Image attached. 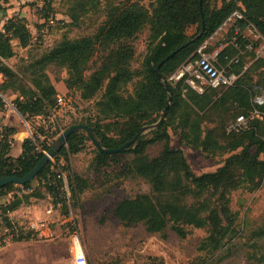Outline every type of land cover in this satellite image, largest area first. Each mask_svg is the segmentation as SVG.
I'll list each match as a JSON object with an SVG mask.
<instances>
[{
  "label": "trees",
  "instance_id": "16d2710c",
  "mask_svg": "<svg viewBox=\"0 0 264 264\" xmlns=\"http://www.w3.org/2000/svg\"><path fill=\"white\" fill-rule=\"evenodd\" d=\"M0 0V11L3 10ZM102 0H69V15L78 22L83 14L96 11ZM220 1V6L217 3ZM49 3V2H48ZM51 9V4L48 5ZM107 21L94 36L77 40L64 37L52 49L36 61L38 70L31 79L32 86L18 85L19 76L8 66L2 64L0 73L7 81L0 85L4 90L13 87L20 92L22 99L16 100V107L27 120L44 116L57 105L58 91L51 82L45 69L52 64L65 67L68 89H79L81 98L91 100L103 89L102 97L96 102L98 121H87L93 127L104 148H119L141 132L144 124L159 121L168 101V84L173 99L166 119L154 130L151 137H140L133 147L125 153L135 158L130 165L131 173L143 178L151 186L149 194H139L119 201L115 207L116 217L126 226L143 224L148 232L164 234L174 231L186 238L193 228L207 229L198 250L215 255L237 237L236 222L238 215L230 207V194L238 189L249 191L264 187V104L257 105L254 100L264 94V74L260 84H253L252 71L264 64V58L244 71V62L239 60L232 70L240 75L236 83L226 89L215 90L205 87L203 92L191 86L185 75L178 81L170 77L183 65L194 61L195 51L210 38L230 17L239 10L245 20L239 21L245 27L253 24L264 37V0H154L149 7L137 0H125L119 4L108 5ZM196 27L193 34L188 29ZM149 27L147 52L142 69L134 70L132 61L135 48L130 43L138 34ZM200 35V36H199ZM199 36V37H198ZM32 33L25 17H12L0 32V55L10 59L15 55L13 40L22 47L32 41ZM107 51L99 68L86 78L88 65L97 48ZM178 52L156 69L163 59ZM236 51L226 48L221 54L224 64L226 54ZM139 79L133 94H126V87ZM259 86L261 91L256 88ZM4 101L0 98V108ZM221 107L227 115L242 112L249 114L256 106L263 114L262 119L253 120L242 133H229L217 136L203 126V113ZM238 116V115H237ZM236 116V117H237ZM235 117V118H236ZM122 118L135 119L133 128L122 134L120 139H108L101 126L103 120ZM169 129L179 131L183 144L200 150L205 156L218 154L230 155L220 168L213 172L195 174L181 148L171 146ZM17 130L3 127L0 138V178L5 176H24L32 171L51 145H42L39 134L27 138L22 144V153L12 155V137ZM90 137L83 131L72 133L67 143L50 159L33 180L47 181L51 194L57 199L61 196L60 187L64 179L56 167L63 159L68 172V180L74 199L84 190L85 181L71 172L70 156L84 151ZM163 142L161 152L154 157L146 154L147 148ZM117 154H107L96 149L95 164L106 166ZM23 184L29 189L31 182ZM16 184L0 188V199L15 190ZM31 197L41 198V193L14 194L11 201L0 204V220L5 229L13 234V241H30L33 233L25 232L10 214L28 204ZM0 237V244L3 245ZM196 264H209L200 258Z\"/></svg>",
  "mask_w": 264,
  "mask_h": 264
},
{
  "label": "rangeland",
  "instance_id": "374dc122",
  "mask_svg": "<svg viewBox=\"0 0 264 264\" xmlns=\"http://www.w3.org/2000/svg\"><path fill=\"white\" fill-rule=\"evenodd\" d=\"M123 1L102 0L98 10L83 14L78 22H73L68 14L71 6L69 0L1 1L3 10L0 11V32L10 18L25 17L33 36L27 47L13 40L15 55L5 59L3 64L19 76V86H32L31 79L39 74L35 73L38 70L36 61L41 60L64 37L77 40L94 36L107 21L108 5ZM137 1L149 7L154 0ZM220 4L219 1L217 5ZM231 26V23L223 24L216 31L211 40L212 47L227 45L231 37ZM195 31V26L188 29L189 34ZM247 32L250 40L258 43L253 50L240 57L249 68L258 59L264 58V39L256 36L255 29ZM148 36L149 27H146L130 41L135 48L132 61L134 70L142 69ZM107 53L97 48L88 65L86 78L101 66ZM237 54L232 53L231 57ZM45 73L64 101L62 105L57 103L56 108L44 116L27 120L16 107V100L22 99L20 92L13 87L6 90L0 87V96L5 100L4 106L0 108V124L17 130L10 137L13 139L12 155H16L21 142L33 138L34 132L41 133L39 149H42L43 144L53 147L71 126L99 120L96 102L102 97L104 89L93 99L84 100L79 89L67 88L65 81L68 71L65 67L52 64L45 69ZM263 74L264 64L252 71V83L259 85ZM6 81V76L0 73V85ZM138 82L139 79H136L128 85L126 94H133ZM198 85L204 88L207 86L202 80H199ZM256 89L261 91L259 86ZM242 114L239 112L229 116L217 106L202 114L203 126L217 136L227 137V127L237 115ZM135 122V119L122 118L103 120L100 123L106 137L111 140L120 139L122 134L133 128ZM157 122L144 124L142 129L146 130L142 136L151 137L156 128L150 126ZM169 132L171 146L183 150L195 174L218 170L230 155L226 153L207 157L200 150L183 144L179 131L169 129ZM162 148L163 142H157L147 148L146 154L149 157L157 156ZM96 149L92 140H89L83 152L70 156L71 172L80 175L85 181L84 190L77 198L73 197L68 172L63 169L66 162L61 159L56 170L64 177V190H61V196L57 199L44 180H33L29 189L16 185L13 192L0 199L1 204L11 201L14 194H42L41 198L31 197L30 203L18 208V214L13 217L25 232L33 233L32 240L13 241V234L5 229L0 220V237L4 241L3 245L0 244V264H75L73 246L76 237L80 239L88 264H196L200 258L206 259L209 264H264V187L255 191L241 188L230 194V207L238 215L237 237L215 255L206 254L198 250L201 240L208 234L205 228H193L186 238H181L172 230L164 234L151 233L143 224L124 225L114 213L117 203L128 197L149 194L151 186L143 178L131 173L130 165L135 158L132 153H125L127 150L116 153V158L106 166H99L95 164Z\"/></svg>",
  "mask_w": 264,
  "mask_h": 264
},
{
  "label": "built area",
  "instance_id": "2783aa9c",
  "mask_svg": "<svg viewBox=\"0 0 264 264\" xmlns=\"http://www.w3.org/2000/svg\"><path fill=\"white\" fill-rule=\"evenodd\" d=\"M241 20H245L244 15L239 10L234 11L224 23L225 25L228 23L232 24L231 37L227 45L219 46L217 48L211 46V40L216 33L215 32L197 48L195 51V60L183 65L182 68L174 73L169 80L178 81L187 74L189 75L187 82L200 92H203L205 88L198 85L199 80L204 81L207 84V87L215 90L226 89L233 86L240 75L232 70V65L238 63L240 57L243 56L244 53L253 50L258 44L250 40L247 31L255 29L256 36L258 35L260 38L264 39L253 24L247 23L244 27L242 23H239ZM228 47H232L238 52V54L234 58L229 54H226L224 59L227 63L224 64L221 60V54ZM4 61L5 59L0 55V66ZM247 69L248 68L244 66V71ZM0 98H2L5 103L3 96H0ZM63 101L64 99L61 96L57 97V103L59 105H62ZM254 103L257 105H263L264 94L257 96ZM262 117L263 114L256 106H254V109L249 114L238 115L229 124L227 131L236 134L242 133L249 128V125L253 120L262 119ZM61 190H64V187L61 186L60 191ZM66 197L69 199L67 195ZM73 253L75 256V264H88L85 252L78 237L74 239Z\"/></svg>",
  "mask_w": 264,
  "mask_h": 264
},
{
  "label": "water",
  "instance_id": "95a60500",
  "mask_svg": "<svg viewBox=\"0 0 264 264\" xmlns=\"http://www.w3.org/2000/svg\"><path fill=\"white\" fill-rule=\"evenodd\" d=\"M177 52H178V50L171 53L168 57H166L165 59H163L161 61V63L158 65V67L156 69L158 74L160 73V68H161L162 64H164L169 58L173 57ZM164 86L168 91V101L166 103L165 109L162 113L160 120L156 124L150 126L152 128H158L164 122V120L166 119L170 104H171L172 99H173V95H172V92H171L169 85L164 84ZM145 130H146V128H143L140 133H138L133 139L127 141L121 147L111 149V148H104L102 146V144H101L100 140L98 139V137H97L92 126L87 125V124L73 125L69 129H67L58 138L57 145L53 146L48 152H46L44 154V156L41 158V160L38 162V164L36 165V167L32 171H30L29 173H27L24 176L12 175V176L1 177L0 178V188H3L8 184L23 185V184L33 180L39 174V172L46 166V164L49 162V160L52 159L55 156V154L67 143L69 136L74 132H77V131L86 132L87 135L90 137V139L92 140V142L94 143V145L96 146V148L99 151H101L103 153H107V154H116V153L124 152V151L128 150L130 147H132V145H134L136 143V141L142 136V134L144 133Z\"/></svg>",
  "mask_w": 264,
  "mask_h": 264
},
{
  "label": "crops",
  "instance_id": "0c3cea01",
  "mask_svg": "<svg viewBox=\"0 0 264 264\" xmlns=\"http://www.w3.org/2000/svg\"><path fill=\"white\" fill-rule=\"evenodd\" d=\"M4 127V126H3ZM3 127L1 126V124H0V138H1V134H2V131H3ZM19 144V143H18ZM22 144H23V142H21L20 144H19V147H18V149L16 150V155H13L14 157H18L21 153H22ZM12 150H13V146H12ZM18 214V211L16 210V211H14V212H12L11 214H10V217L13 219V217L14 216H16Z\"/></svg>",
  "mask_w": 264,
  "mask_h": 264
}]
</instances>
